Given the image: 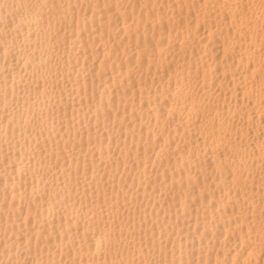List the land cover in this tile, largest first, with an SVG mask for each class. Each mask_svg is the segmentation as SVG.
<instances>
[{
    "label": "bare ground",
    "instance_id": "1",
    "mask_svg": "<svg viewBox=\"0 0 264 264\" xmlns=\"http://www.w3.org/2000/svg\"><path fill=\"white\" fill-rule=\"evenodd\" d=\"M260 4L0 0V264H264Z\"/></svg>",
    "mask_w": 264,
    "mask_h": 264
},
{
    "label": "snow or ice",
    "instance_id": "2",
    "mask_svg": "<svg viewBox=\"0 0 264 264\" xmlns=\"http://www.w3.org/2000/svg\"><path fill=\"white\" fill-rule=\"evenodd\" d=\"M254 6L255 5H250V7H254ZM3 7H8V6L4 5ZM25 7L28 6L26 5ZM32 7H39V6L33 5ZM260 8L262 14H264V0H261ZM50 25H51V21H50ZM262 96H264V82H262ZM262 104H264V99H262ZM261 215H262V227H264V208H262ZM24 264H28V262L25 261ZM90 264H96V262H90ZM105 264H107V261L105 262ZM120 264H128V262L121 261ZM130 264H137V261L133 260L130 262ZM142 264H161V262L159 260H145L144 262H142ZM163 264H167V261H164ZM173 264H175V262H173Z\"/></svg>",
    "mask_w": 264,
    "mask_h": 264
}]
</instances>
